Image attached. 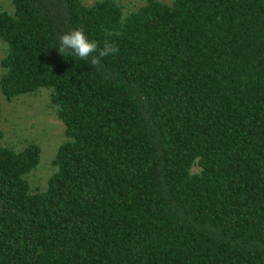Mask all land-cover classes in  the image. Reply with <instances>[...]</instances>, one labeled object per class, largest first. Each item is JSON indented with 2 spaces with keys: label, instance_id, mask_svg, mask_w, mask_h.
<instances>
[{
  "label": "trees",
  "instance_id": "16d2710c",
  "mask_svg": "<svg viewBox=\"0 0 264 264\" xmlns=\"http://www.w3.org/2000/svg\"><path fill=\"white\" fill-rule=\"evenodd\" d=\"M11 1L0 89L50 90L66 139L40 188L0 130V264H264V0Z\"/></svg>",
  "mask_w": 264,
  "mask_h": 264
},
{
  "label": "rangeland",
  "instance_id": "374dc122",
  "mask_svg": "<svg viewBox=\"0 0 264 264\" xmlns=\"http://www.w3.org/2000/svg\"><path fill=\"white\" fill-rule=\"evenodd\" d=\"M92 4L95 0H84ZM127 8H135L143 3V0H119ZM13 12L14 6L11 0H0V11ZM6 54L5 45L0 41V77L3 73L1 61ZM51 92L41 89L32 94L22 95L11 100L0 89V130L3 131L2 142L22 149L30 142H36L41 146L42 158L38 168L30 172L31 184L44 188L55 168L53 159L59 146L65 141V126L59 119L57 107L51 103Z\"/></svg>",
  "mask_w": 264,
  "mask_h": 264
},
{
  "label": "clouds",
  "instance_id": "9594fccd",
  "mask_svg": "<svg viewBox=\"0 0 264 264\" xmlns=\"http://www.w3.org/2000/svg\"><path fill=\"white\" fill-rule=\"evenodd\" d=\"M55 46L63 56L67 55L79 60H89L90 58L92 66L99 65L104 57L115 55L118 52V48L107 40L102 47L98 48L97 42L89 39L79 29H72L60 35Z\"/></svg>",
  "mask_w": 264,
  "mask_h": 264
}]
</instances>
